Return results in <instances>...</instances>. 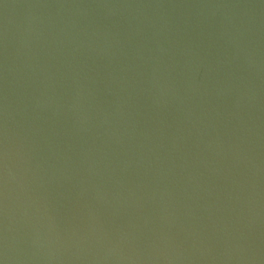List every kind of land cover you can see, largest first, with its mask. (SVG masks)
Returning <instances> with one entry per match:
<instances>
[{
    "label": "water",
    "instance_id": "water-1",
    "mask_svg": "<svg viewBox=\"0 0 264 264\" xmlns=\"http://www.w3.org/2000/svg\"><path fill=\"white\" fill-rule=\"evenodd\" d=\"M0 264H264V0H0Z\"/></svg>",
    "mask_w": 264,
    "mask_h": 264
}]
</instances>
